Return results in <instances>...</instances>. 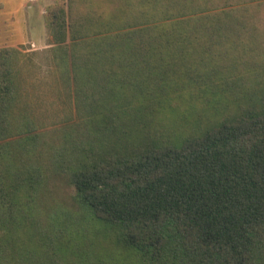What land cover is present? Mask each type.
Masks as SVG:
<instances>
[{"label":"trees","instance_id":"16d2710c","mask_svg":"<svg viewBox=\"0 0 264 264\" xmlns=\"http://www.w3.org/2000/svg\"><path fill=\"white\" fill-rule=\"evenodd\" d=\"M46 14L51 90L0 50V264H264V0Z\"/></svg>","mask_w":264,"mask_h":264},{"label":"rangeland","instance_id":"374dc122","mask_svg":"<svg viewBox=\"0 0 264 264\" xmlns=\"http://www.w3.org/2000/svg\"><path fill=\"white\" fill-rule=\"evenodd\" d=\"M58 2L59 0H0V50L13 49L18 52L24 75L35 83V89H29L30 93L36 89L51 90L43 85H49L58 78L51 59L50 50L53 44L46 25L47 11ZM54 90L56 92L55 88ZM55 98L47 93L46 97L41 98V103L52 111ZM195 105L194 109L183 108L181 111L182 126L188 127L194 121L193 114L201 112L202 108L198 104ZM54 107L56 108L57 104ZM220 109L223 107L214 105L209 112L203 114L204 120H207V115L210 117ZM54 186L57 190L56 197L69 202V188L59 181Z\"/></svg>","mask_w":264,"mask_h":264}]
</instances>
